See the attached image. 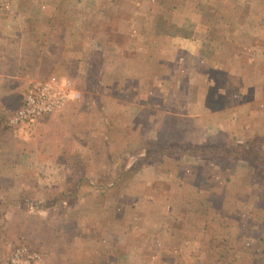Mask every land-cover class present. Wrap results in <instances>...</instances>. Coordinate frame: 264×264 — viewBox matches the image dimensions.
Returning a JSON list of instances; mask_svg holds the SVG:
<instances>
[{"label": "rangeland", "instance_id": "1", "mask_svg": "<svg viewBox=\"0 0 264 264\" xmlns=\"http://www.w3.org/2000/svg\"><path fill=\"white\" fill-rule=\"evenodd\" d=\"M96 2L0 0V264H264V0Z\"/></svg>", "mask_w": 264, "mask_h": 264}, {"label": "built area", "instance_id": "2", "mask_svg": "<svg viewBox=\"0 0 264 264\" xmlns=\"http://www.w3.org/2000/svg\"><path fill=\"white\" fill-rule=\"evenodd\" d=\"M56 80L47 79L28 88L23 104L16 114L15 121L24 123L52 113L66 102L67 95L55 96ZM76 97H79L76 94Z\"/></svg>", "mask_w": 264, "mask_h": 264}, {"label": "crops", "instance_id": "3", "mask_svg": "<svg viewBox=\"0 0 264 264\" xmlns=\"http://www.w3.org/2000/svg\"><path fill=\"white\" fill-rule=\"evenodd\" d=\"M106 1H110V3H111V2H116L117 0H106ZM84 2H85V0H79L78 6H77V7L80 8L79 11H81L82 14H85V15L90 17V14H98V13H100V9H98L99 7L97 6L96 0H89L90 4H92V8L90 7V9L86 8L87 4H85ZM82 8H84V9H82ZM113 8H114V10H111V12L114 13V15H117V14L120 13V11H119L120 9L119 8H117V7H113ZM53 12H55V11H52V13ZM0 18H1V16H0ZM7 27H8V25L4 26V28H7ZM174 38H176L175 40H179V38H182V37L177 36V37H174ZM180 40L182 41V39H180ZM3 93H8V92L5 91Z\"/></svg>", "mask_w": 264, "mask_h": 264}]
</instances>
